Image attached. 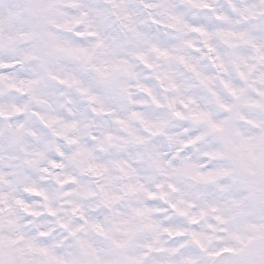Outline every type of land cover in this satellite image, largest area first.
I'll list each match as a JSON object with an SVG mask.
<instances>
[{"label": "clouds", "instance_id": "9594fccd", "mask_svg": "<svg viewBox=\"0 0 264 264\" xmlns=\"http://www.w3.org/2000/svg\"><path fill=\"white\" fill-rule=\"evenodd\" d=\"M0 264H264V0H0Z\"/></svg>", "mask_w": 264, "mask_h": 264}]
</instances>
